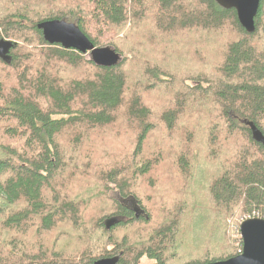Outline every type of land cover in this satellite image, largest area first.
<instances>
[{"label":"trees","instance_id":"16d2710c","mask_svg":"<svg viewBox=\"0 0 264 264\" xmlns=\"http://www.w3.org/2000/svg\"><path fill=\"white\" fill-rule=\"evenodd\" d=\"M50 20L74 24L96 48L109 47L121 57L124 53L136 57L137 75L127 76L124 57L116 67L101 68L83 54L49 45L37 25ZM84 25L91 26L93 34ZM227 25L234 38L223 43V59L212 81H202L203 75L183 65V79H176L162 66L169 56L160 57L164 45L178 47L175 39L180 33L186 37ZM107 32L124 34V43L118 38L106 41ZM0 41L11 44L10 61L0 58V140L5 142L0 145V264H95L100 260L138 264L143 257L152 264H210L239 254L241 243L230 238L224 220V237L217 240V234L222 217L235 222L252 212L264 214V147L252 140L251 130L244 124L252 122L264 135V0H260L253 34L242 29L234 10H224L214 0H67L64 8L57 7V0H0ZM19 43L36 48L26 52ZM195 79L208 87H190ZM129 80L147 82L154 89L162 83L176 89L183 83L186 91H209L214 97L218 112L208 124L204 140L198 129L184 131V152L173 154L176 160L168 177L184 185L179 187L180 193L196 188L198 198L195 192L191 198L209 206L215 224L210 236L191 217L202 210L196 203L185 207L171 200L161 208L148 207L130 194V160L137 164L136 176L151 174L149 159L139 156L153 125L149 124L151 107L145 104L144 93L140 86L131 88ZM179 97L177 94L176 99ZM172 106L161 114L168 132L176 130L179 117ZM226 131L234 136L230 144L234 152L220 141L221 132ZM124 135H134L136 144L132 149L126 144V160L122 157L126 166H114L109 160L104 165L101 180L118 199L113 201L114 211L97 218V223L109 236L116 228L134 225V231L142 230L139 240L129 246L130 234L126 233L117 249L113 242L98 249L80 241L85 252L78 253L75 245L72 250L67 247L69 232L64 227H77L88 217L82 216L78 200L70 201L64 195L66 189L71 192L72 185L78 189L80 182L75 179L68 184L67 169L71 162L79 165L80 159L89 168L96 167L85 159L87 155L98 153L103 145L123 146ZM176 139L180 148V136ZM192 148L206 149L199 168L204 167L203 162L226 160L209 169L203 183L190 160L196 156L190 153ZM174 175L184 177L177 180ZM63 180L66 184L61 186ZM125 201L132 206L123 205ZM134 206L143 212L138 218ZM109 219H115V225L107 231L105 221ZM27 228L34 232L33 245L17 244L10 238L15 229L20 240L18 233ZM52 234L54 239L45 244ZM74 236L79 237L78 233Z\"/></svg>","mask_w":264,"mask_h":264},{"label":"rangeland","instance_id":"374dc122","mask_svg":"<svg viewBox=\"0 0 264 264\" xmlns=\"http://www.w3.org/2000/svg\"><path fill=\"white\" fill-rule=\"evenodd\" d=\"M66 2L67 0H57V7L64 8ZM158 13H160V11ZM152 22L153 24L157 23L154 21V18H152ZM84 28L88 33L93 34V29L91 26L84 25ZM206 32L208 33H197L196 35L192 34L186 37H184V35L182 36V34L180 33L178 39H175L178 47H172L168 43L164 45L165 49L163 51H161V47V54L159 51L161 59L169 55L168 61H165V63L162 64L164 69L166 68V71H171L172 73H174L173 77H175L176 79H183V75L180 71L181 65L186 66L190 72L198 71L200 75H203L202 81L204 82L212 81L213 78H216V68L223 59V43H227L228 41L233 39L234 34L232 33L228 25L221 30H207ZM116 38L120 39L124 43V34L123 36H115L113 33L107 32L105 35L106 41L112 42ZM19 45H21L23 49L26 50V52H34L36 48L35 46H27L23 43H19ZM123 47L125 48V45H123ZM103 48L105 47L103 46ZM192 50H196V52H193ZM85 56L87 59H90L89 55L86 54ZM122 57L126 58L125 70L127 76L129 78L131 77L132 79L134 77L133 75H137L136 70L138 67V63L136 61V57L128 53H124ZM153 60L160 61V59H157L156 57L153 58ZM36 64H39V61H37ZM205 79L210 80L205 81ZM195 80L196 81L193 82L190 87H197L199 85L203 88L208 87L206 83L198 82L197 79ZM129 86L131 88L140 86V92L142 94L144 93L143 97L148 104L144 100L143 101L146 105H149L151 107V118L149 124L153 125V130L150 132L147 140L145 141L144 149L142 150L143 152L139 156V159H142L143 157L149 159L148 162H150L151 164V174L146 178H144L143 176H136L135 170L137 167L135 166H137V164L130 160L129 168L133 167L132 169H129L132 170L131 176H133V181L130 179L131 177H129L130 194L134 193L136 197L148 207L153 204L154 207L161 208L165 204L170 203L169 201L171 200L180 201L181 203H184L185 207H188V205L190 204L196 203L198 208L202 210L196 211L195 215L191 213V217H195L194 223L196 221L200 226L204 228V234H208L210 236L215 232V224L211 222L213 218L211 216L212 214L210 210H208L209 206H207L206 203L200 202L199 200L197 201L196 197L191 198V193H196V188H192V190H189L187 193L184 190L182 193H180L181 190L179 187H184V185H182L181 182L175 183L168 177L170 176L169 170H173L172 166L175 164L176 160L174 159L175 155L173 154L175 152H184V131H190L191 128L193 131L194 129H198V133H201L200 140L203 137L205 138V132L206 129H208V124L213 121V117L216 115L215 112H218L214 97L210 95L209 91H206L203 94L198 93V91H186L184 90L183 83L178 84V87L176 89H172L166 83H162L154 89L147 82H135L129 80ZM177 94L180 95L178 100L176 99ZM189 98L190 100H192V104H190ZM204 104H208V106H203ZM170 106L174 107L179 112V117L176 121V130L172 132H168L166 124L161 121L162 111ZM124 136L125 138L122 140V142H124L123 146L118 144L103 145V147L98 149V153L95 152L90 157L87 155V158L85 159L87 160L89 158L96 167L89 168L88 164H85V161L80 159L81 162L79 163V165L71 162L69 169H67L66 178L68 184L72 185L75 179H79L78 181L80 182H77L78 189L76 185H72L71 192L70 190L66 189L64 195H66L70 199V201L78 200L81 205L80 210L82 212V216H84V218L88 217V219H83L82 221H80L77 227H72L71 225L70 227H64V229L69 232V236L67 238V247L71 250L75 245V249H77L78 253L84 251V247H82V244L79 243L80 241H87L85 243L87 244V246H96L98 249L102 246H108V243L112 244L113 242L115 243L114 245H116L115 249H117L119 245L118 240L120 242L121 237L125 236L126 233H128V235L130 234L129 241H127L129 246L131 244H134L133 242L136 243L139 240L138 235L142 230L139 229L137 231H134V225L127 224L124 225V227L116 228L111 236H109L101 231L97 223L98 219L101 216L105 215L109 211H114L113 201H117L118 199L117 193L106 190L105 185L101 180L102 172H104L103 169H105L104 165L109 160L112 161L114 166H116L117 164L119 166H126L127 164L125 165L123 162V160H126L125 157H123V155L127 154L126 144L129 145V149H132L136 144L134 135ZM178 136H180L181 138L178 139L180 142V148L176 142V138H178ZM220 141L221 143L225 141V143L227 144V150L234 152V148L230 145L232 144L231 142H234V136H231L229 132H221ZM4 143L5 142L0 140V145ZM204 150L202 148H196V150L194 151L192 148L190 152L191 154L196 155L195 157L190 156V160L191 163L195 166L197 176L201 178L202 183L205 182L204 178L208 176L209 169H214L217 163L219 165V163L226 161L224 159H220L218 160L219 162H203L204 167L199 168L201 158L204 157L206 153L205 148ZM128 154H130V152H128ZM104 156H107L108 159L104 158ZM122 157L124 158L123 160ZM157 157L161 158L159 159V161L161 160L160 162H156L155 159ZM85 167L88 169L85 170ZM138 167H141V165H138ZM80 169H82L83 172H80ZM109 170L105 172L108 173ZM81 173L84 174L81 176ZM216 175L217 174H214L213 176ZM173 177L177 178V180H180L184 176L174 175ZM182 183H184V181ZM65 184L66 180H63L60 183L61 186H64ZM205 189L202 191L206 192ZM196 194L198 198V192ZM124 204L127 206H132V203L129 201H125ZM196 208L197 207L194 206L193 210H195ZM6 213L7 212H3L2 214ZM259 214L264 216V214ZM247 215L248 214L239 216V218L235 222H231L230 218L225 219V217H222V219L220 220V227H218L219 230L217 234V240L224 237V230L221 227V222L224 220V224H226V227L230 232V238L238 241V244L241 243L242 246L239 226L244 221V217H246ZM32 228L22 230L23 234L18 233L20 234V240L16 236L17 231L15 229L11 230L10 238L17 244L20 242L33 245L36 240L34 237V232L33 230H31ZM59 228L60 227H57L58 230ZM74 233L75 235L78 233L79 237L74 236ZM54 237L55 234L47 236L45 244H49L51 240L54 239ZM200 239L197 240V243L200 241ZM181 245V248H184V244ZM239 251L240 254L241 249ZM210 256L215 257V254H211L210 252ZM138 264H152V262L143 257L141 260H139Z\"/></svg>","mask_w":264,"mask_h":264},{"label":"water","instance_id":"95a60500","mask_svg":"<svg viewBox=\"0 0 264 264\" xmlns=\"http://www.w3.org/2000/svg\"><path fill=\"white\" fill-rule=\"evenodd\" d=\"M224 10H234L237 21L247 34L255 31V18L260 7V0H214ZM37 30L49 45H59L64 50H73L83 55H89L93 64L101 68L116 67L122 61L112 48H96L90 40L72 23L65 20H50L37 25ZM11 47L9 42L0 41V58L9 62L7 53ZM250 130L252 140L264 147V135L252 122H244ZM136 218L143 212L134 206ZM115 225V219L105 222V229L109 231ZM242 240L241 253L222 262L210 264H264V219H248L239 226ZM95 264H115L111 261L100 260Z\"/></svg>","mask_w":264,"mask_h":264},{"label":"built area","instance_id":"2783aa9c","mask_svg":"<svg viewBox=\"0 0 264 264\" xmlns=\"http://www.w3.org/2000/svg\"><path fill=\"white\" fill-rule=\"evenodd\" d=\"M255 218H263L264 219V216L260 215L259 213H256V212H252L250 214H248L246 217H244V221L245 220H248V219H255Z\"/></svg>","mask_w":264,"mask_h":264},{"label":"flooded vegetation","instance_id":"af4514ba","mask_svg":"<svg viewBox=\"0 0 264 264\" xmlns=\"http://www.w3.org/2000/svg\"><path fill=\"white\" fill-rule=\"evenodd\" d=\"M123 205H125V204H123ZM126 206V205H125Z\"/></svg>","mask_w":264,"mask_h":264}]
</instances>
